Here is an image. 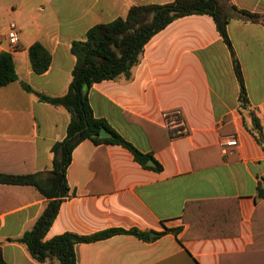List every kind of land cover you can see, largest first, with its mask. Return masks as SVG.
<instances>
[{"label": "crops", "instance_id": "obj_1", "mask_svg": "<svg viewBox=\"0 0 264 264\" xmlns=\"http://www.w3.org/2000/svg\"><path fill=\"white\" fill-rule=\"evenodd\" d=\"M172 1L0 0V53L12 54L18 76L0 86V249L6 264L60 263L39 262L19 239L50 201L36 184L49 182L51 149L66 137L70 113L39 96L68 91L72 42L98 24L125 18L132 6ZM232 1L264 16V0ZM12 21L20 29L16 52L6 36ZM228 33L250 109L264 123V21L234 17ZM35 43L51 54L41 74L30 58ZM239 94L231 51L211 15L178 18L155 34L133 76L94 83L89 101L95 117L153 153L163 169L144 168L121 145L83 140L72 152L68 192L45 240L137 228L151 239L121 233L78 243V264H264V198L258 197L264 149L249 130L251 116L241 110ZM179 116L182 122L172 123Z\"/></svg>", "mask_w": 264, "mask_h": 264}, {"label": "trees", "instance_id": "obj_2", "mask_svg": "<svg viewBox=\"0 0 264 264\" xmlns=\"http://www.w3.org/2000/svg\"><path fill=\"white\" fill-rule=\"evenodd\" d=\"M192 14H209L216 23L217 30L228 45L240 86L239 105L241 110H249L252 125L249 128L264 149V123L256 111L250 109V100L241 63L232 45L229 21L236 17L243 20L264 21V16L240 9L232 0H174L166 4H146L132 6L125 18L92 27L85 39L74 40L71 52L75 57L72 81L68 91L60 96L40 94L42 101L62 106L70 113L66 137L52 146L53 168L49 172L47 185L36 184L46 197L50 198L44 212L34 226L19 239L26 244L31 255L39 262L57 258L59 264H78L76 245L83 242L102 240L121 233H129L139 238L151 239L150 232L137 228H109L88 235L65 232L49 240L45 236L55 220L62 199L66 197L68 185L66 171L75 147L85 139L96 144H118L130 150L135 160L144 168L161 171L163 166L153 153H143L132 142L115 131L105 119L95 117L89 101V91L94 83L103 80L133 76L134 68L140 63L146 44L151 38L166 28L174 20ZM32 68L36 73H44L51 64V54L40 44L30 48ZM17 72L11 53H0V86L17 80ZM25 90L36 91L27 83ZM106 128L111 136L102 137ZM38 174H33L35 178ZM264 181V177H263ZM258 197L264 198V186H258ZM186 218V216L184 217ZM177 232V230H173ZM0 264H6L0 249Z\"/></svg>", "mask_w": 264, "mask_h": 264}, {"label": "built area", "instance_id": "obj_3", "mask_svg": "<svg viewBox=\"0 0 264 264\" xmlns=\"http://www.w3.org/2000/svg\"><path fill=\"white\" fill-rule=\"evenodd\" d=\"M6 36L8 37L9 41H10V51L11 52H16L20 49L19 47V36H20V29L17 25V23L15 22H10L7 26V30H6ZM176 113H178L179 115H181V113L179 111H177ZM178 122H182L181 117H177L175 118L172 123L177 124ZM230 144L235 145L237 144L236 139H232V141L230 142Z\"/></svg>", "mask_w": 264, "mask_h": 264}, {"label": "water", "instance_id": "obj_4", "mask_svg": "<svg viewBox=\"0 0 264 264\" xmlns=\"http://www.w3.org/2000/svg\"><path fill=\"white\" fill-rule=\"evenodd\" d=\"M101 136L102 137H109V136H111V133L106 128H103L101 130Z\"/></svg>", "mask_w": 264, "mask_h": 264}]
</instances>
